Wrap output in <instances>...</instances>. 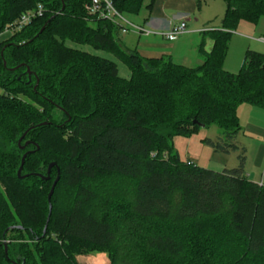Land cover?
<instances>
[{
	"label": "trees",
	"instance_id": "obj_1",
	"mask_svg": "<svg viewBox=\"0 0 264 264\" xmlns=\"http://www.w3.org/2000/svg\"><path fill=\"white\" fill-rule=\"evenodd\" d=\"M87 1L0 0V34L43 9L0 43V264L99 252L110 264H264V183L248 180L242 151L239 166L216 172L172 145L214 125L221 137L204 142L237 151V108L264 110V54L223 68L232 32L264 19V0H223L197 67L123 50L118 27L88 16ZM112 1L135 16L145 0ZM67 41L113 55L129 78Z\"/></svg>",
	"mask_w": 264,
	"mask_h": 264
},
{
	"label": "crops",
	"instance_id": "obj_2",
	"mask_svg": "<svg viewBox=\"0 0 264 264\" xmlns=\"http://www.w3.org/2000/svg\"><path fill=\"white\" fill-rule=\"evenodd\" d=\"M150 1L147 0L146 5ZM202 2H205V0H153L151 8L145 9L141 15V22L138 23L139 26L152 33L128 32L122 34L119 32L117 37L120 47L126 51H136L146 59L165 57L170 58L175 64L186 67L202 65L204 60L200 49L205 54L211 51L213 42L208 33L220 27L224 14L220 16L218 25L209 27L211 18L202 15L200 8ZM198 13L199 16H195ZM213 19H217V17ZM181 21L185 22L186 31L174 40H166L159 34ZM244 22H239L236 30L232 32V36L237 34L239 29L238 37L240 36V39L238 41L251 40L255 43H248L247 51L251 50L253 46L255 50L252 51L264 54V43L258 40L264 38V19H261L257 24ZM120 35H125V39L120 41ZM228 53L223 68L228 72L236 73L240 68L241 61L228 62ZM237 115L241 130L234 139V144L238 147V150L233 153L242 151L244 161H252L250 167H246V163L243 165V171L248 180L259 183L262 179L264 181V110L242 104L237 108ZM249 152L251 158L249 157L248 160Z\"/></svg>",
	"mask_w": 264,
	"mask_h": 264
},
{
	"label": "rangeland",
	"instance_id": "obj_3",
	"mask_svg": "<svg viewBox=\"0 0 264 264\" xmlns=\"http://www.w3.org/2000/svg\"><path fill=\"white\" fill-rule=\"evenodd\" d=\"M147 4V0L144 3V7L141 9L140 14L135 15V16H128L124 15V18L136 25L139 22H141V15L145 11V5ZM201 13L204 17H210L211 24L210 26H215L218 25V22L220 20V16L224 13L225 11V3L223 0H205V2L201 3ZM190 16V15H188ZM195 16H199V13L196 14ZM217 19H213L216 18ZM247 23V22H244ZM246 25V24H243ZM239 29L237 30V34L232 36L230 40V45H229V53L227 60L228 62H238L241 61L242 65V60L244 58L245 52L247 51V46L248 43H253L251 40H240L239 35ZM236 33V32H234ZM11 34L7 33H1L0 34V43L7 39ZM130 35V34H129ZM246 36V35H243ZM251 37V36H250ZM120 41L125 39V35H120L119 36ZM243 41V43H242ZM248 41V42H247ZM66 45L77 48L82 51L86 52H91L100 56H103L107 59H110L114 62L117 63V68H118V74L119 76L123 78H129L130 72L129 69L125 64L117 60L113 55L101 52V51H96L93 48H91L89 45H75L72 44L71 42L67 41ZM251 50H255L252 46ZM240 65V68H241ZM239 68V70H240ZM238 70V71H239ZM237 73V72H236ZM1 93V90H0ZM222 131L217 127V126H210L208 128H202L197 134L192 135L190 137H182V136H177L173 138L172 140V145L173 149L175 152H177L179 158L182 161H190L192 162L195 166L213 170L216 172H221L224 169H233L236 166H239L240 160L239 156H242L241 152L239 153H224L222 151H215L210 145L206 144L204 141L205 139H210L213 141H217V138L221 137ZM250 157V152L247 156V159L249 160ZM251 158V157H250ZM252 161H243V165L246 163V167H250ZM99 260L102 261L106 264H110V261L108 259V256L104 252H99V253H89V254H81L76 256V261L78 264H87L89 260Z\"/></svg>",
	"mask_w": 264,
	"mask_h": 264
},
{
	"label": "built area",
	"instance_id": "obj_4",
	"mask_svg": "<svg viewBox=\"0 0 264 264\" xmlns=\"http://www.w3.org/2000/svg\"><path fill=\"white\" fill-rule=\"evenodd\" d=\"M84 10L86 14L94 19L107 20L118 27L119 32L122 34L128 32H135L138 34H149L151 31H147L141 26L135 25L127 21L124 16H122L114 7L112 0H88L84 5ZM42 7L39 5L37 9L30 10L22 14L18 19H16L11 24L4 27L2 33L14 34L20 32L25 26L31 23V21L42 15ZM186 25L184 21L172 25L168 30L159 33L164 39L172 41L179 35L185 33ZM260 42L264 43V38L258 39ZM264 183L263 179L259 182L261 186Z\"/></svg>",
	"mask_w": 264,
	"mask_h": 264
},
{
	"label": "water",
	"instance_id": "obj_5",
	"mask_svg": "<svg viewBox=\"0 0 264 264\" xmlns=\"http://www.w3.org/2000/svg\"><path fill=\"white\" fill-rule=\"evenodd\" d=\"M25 156H26V154L23 155V157H22V161H21V166L19 167V169H18V171H17V176H18L19 178H24V177H25V176H21V174H20ZM52 166H53V164H50V165L48 166V169H47V176H46V177H41V178H43V179H48V175H49V172H50V169L52 168ZM57 181H58V176H57V178L55 179V181L53 182L52 189H51V191H50V195H49V197L51 196V194H52V192H53V189H54V186H55V184L57 183ZM44 233H45V231H43V234H44Z\"/></svg>",
	"mask_w": 264,
	"mask_h": 264
},
{
	"label": "bare ground",
	"instance_id": "obj_6",
	"mask_svg": "<svg viewBox=\"0 0 264 264\" xmlns=\"http://www.w3.org/2000/svg\"><path fill=\"white\" fill-rule=\"evenodd\" d=\"M87 264H106V263L95 259V260H89Z\"/></svg>",
	"mask_w": 264,
	"mask_h": 264
}]
</instances>
